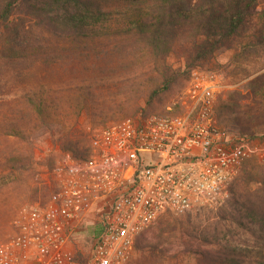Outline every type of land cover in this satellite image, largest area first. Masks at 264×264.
<instances>
[{"label":"rangeland","instance_id":"1","mask_svg":"<svg viewBox=\"0 0 264 264\" xmlns=\"http://www.w3.org/2000/svg\"><path fill=\"white\" fill-rule=\"evenodd\" d=\"M84 2L87 17L97 6L107 14L108 22L100 24L96 38L91 32L78 38L73 30L53 28L52 39L59 45L55 53L12 66L0 63V95L9 93L0 105V244L10 241L31 208L51 195V169L63 154L71 153L58 139L76 135L91 148L92 134L113 123L153 114L178 115L182 112L178 103L194 73L216 87L215 117L222 132L231 138L264 135V52L251 56L250 63L237 71L231 65L233 51L196 60L183 41L170 54H157L142 39L122 38L118 32L120 38L111 43L107 35L126 26L122 15L129 8L113 0ZM260 2L264 6V0ZM37 27V37L49 38L47 29L43 36ZM80 40L82 47L71 45ZM164 72L178 80L152 99V92L163 87ZM33 101H42L43 117L53 131L36 114ZM6 133L18 136L3 138ZM248 162L236 179L244 176ZM220 213V208L200 207L180 217L163 215L140 236L131 264H203L201 253L218 247L206 246L201 237L212 236L216 224L225 223ZM91 227L72 247L83 260L98 234L97 227Z\"/></svg>","mask_w":264,"mask_h":264},{"label":"built area","instance_id":"2","mask_svg":"<svg viewBox=\"0 0 264 264\" xmlns=\"http://www.w3.org/2000/svg\"><path fill=\"white\" fill-rule=\"evenodd\" d=\"M215 88L194 73L180 114L124 119L92 134L87 159L63 154L51 195L0 244V264H131L140 236L163 215L222 207L243 166L264 163V137L222 132ZM93 226L98 234L80 259L72 247Z\"/></svg>","mask_w":264,"mask_h":264},{"label":"trees","instance_id":"3","mask_svg":"<svg viewBox=\"0 0 264 264\" xmlns=\"http://www.w3.org/2000/svg\"><path fill=\"white\" fill-rule=\"evenodd\" d=\"M113 1L129 10L122 15L126 26L107 35L111 43L120 38L119 33L122 38L142 39L157 54H170L185 41L196 60H210L224 50L233 51L231 65L237 71L245 62L250 63L251 56L257 58L264 52V6L260 0ZM84 6V0H0V63L12 66L55 53L59 45L52 39L53 28H68L78 38H86L91 32L96 38L100 24L108 22L107 14L97 6L88 18ZM35 27L42 35L47 29L49 38L37 37ZM71 45L82 47V41ZM162 77L163 87L152 92V99L168 91L178 80L177 75L172 78L165 72ZM8 95H0V105ZM32 105L45 126L53 131L43 117L42 101H33ZM10 136L18 134L6 133L2 137ZM51 136L75 158L84 160L90 156L91 148L80 137L72 135L56 140L55 134ZM231 194L230 200L220 207L225 223L218 222L212 236L201 237L206 246L218 247L215 252L201 253L203 264H264V163L249 161L244 176L235 179Z\"/></svg>","mask_w":264,"mask_h":264}]
</instances>
